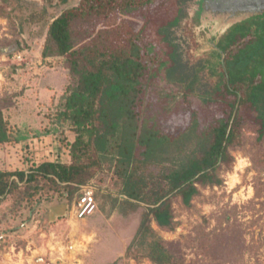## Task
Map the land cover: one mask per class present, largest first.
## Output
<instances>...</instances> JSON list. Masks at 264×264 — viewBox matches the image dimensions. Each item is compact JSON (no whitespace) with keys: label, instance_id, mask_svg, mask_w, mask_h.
I'll return each instance as SVG.
<instances>
[{"label":"rangeland","instance_id":"obj_1","mask_svg":"<svg viewBox=\"0 0 264 264\" xmlns=\"http://www.w3.org/2000/svg\"><path fill=\"white\" fill-rule=\"evenodd\" d=\"M121 1L105 0V11L88 29L125 27L132 34L144 28L143 41L155 43L153 57L166 58L169 47L156 31L176 14L175 0H153L152 6L132 0L138 6L130 16L122 13ZM82 3L0 0V98L21 93L13 111H5L13 136L20 138L1 146L0 170H27L46 153L71 162L68 144L75 135L56 117L63 86L70 81L67 62L61 56L44 58L42 48L50 21ZM254 3L188 2L173 32L195 77L178 83L156 75L136 107L141 120L162 132L185 127L193 115L202 131L230 114L234 94L229 89L237 95L231 121L238 114L240 126L228 150L230 160L219 162L221 183L198 185L188 207L176 198L173 230L151 224L182 264H264V133L255 108L241 103L245 95L258 109L264 104V4ZM205 89L212 99L203 100ZM88 184L95 185L98 208L83 220L71 216L75 200L70 203L66 196L49 199L42 192L25 206L23 186L7 195L0 203V264H38L37 255L51 264H155L145 245L126 252L143 208H127L131 215L123 218L130 205L120 199L121 179L114 168L106 163L96 168Z\"/></svg>","mask_w":264,"mask_h":264},{"label":"trees","instance_id":"obj_2","mask_svg":"<svg viewBox=\"0 0 264 264\" xmlns=\"http://www.w3.org/2000/svg\"><path fill=\"white\" fill-rule=\"evenodd\" d=\"M83 1L50 21L42 48L44 58L61 56L67 62L70 81L61 87L56 117L60 123L68 124L75 135L68 144L71 162L46 153L27 170H0V203L22 186L25 206L42 192L49 199L66 196L71 203L79 197V190L88 185L95 169L106 163L121 179L120 199L130 205L122 212L123 218H129L133 207L143 208L126 252L145 245L155 264H182L151 224L154 221L161 228L173 230L172 203L176 198L188 207L199 194L198 185L221 183L216 171L219 162L230 160L228 150L240 126L238 114L231 121L236 92L229 89L234 94V100L229 101L230 114L215 119L202 131L194 115L188 125L175 128L173 133L147 124L136 107L152 78L161 75L168 82L184 83L195 77L196 72L184 60L182 44L174 41L173 32L186 16L185 5L192 0H175L176 14L157 28L160 40L169 47L166 58L153 57L155 43L143 41L144 28L132 34L124 31L125 27L107 26L96 33L89 30L88 24L105 11L106 2ZM141 3L152 6L153 0ZM118 6L130 16L138 5L122 0ZM217 88L214 91L219 90L218 85ZM205 92L203 100L212 99L207 89ZM20 95L0 98V148L20 138L13 136L10 120L5 117L6 110L13 111L17 106ZM249 100L244 95L241 103L255 108L264 133V104L258 109ZM151 166L159 167V173L144 171Z\"/></svg>","mask_w":264,"mask_h":264},{"label":"built area","instance_id":"obj_3","mask_svg":"<svg viewBox=\"0 0 264 264\" xmlns=\"http://www.w3.org/2000/svg\"><path fill=\"white\" fill-rule=\"evenodd\" d=\"M98 208L95 198V187L92 184L85 185L80 190V195L72 204L70 214L76 219H85L92 215ZM35 262L38 264H51L45 261L44 256H36Z\"/></svg>","mask_w":264,"mask_h":264},{"label":"flooded vegetation","instance_id":"obj_4","mask_svg":"<svg viewBox=\"0 0 264 264\" xmlns=\"http://www.w3.org/2000/svg\"><path fill=\"white\" fill-rule=\"evenodd\" d=\"M264 0H255V6H257V7H260L261 5H263L264 3Z\"/></svg>","mask_w":264,"mask_h":264},{"label":"crops","instance_id":"obj_5","mask_svg":"<svg viewBox=\"0 0 264 264\" xmlns=\"http://www.w3.org/2000/svg\"><path fill=\"white\" fill-rule=\"evenodd\" d=\"M34 251H36V249Z\"/></svg>","mask_w":264,"mask_h":264}]
</instances>
